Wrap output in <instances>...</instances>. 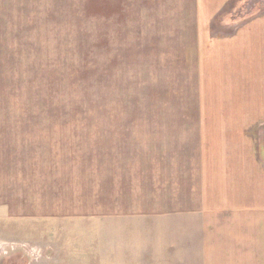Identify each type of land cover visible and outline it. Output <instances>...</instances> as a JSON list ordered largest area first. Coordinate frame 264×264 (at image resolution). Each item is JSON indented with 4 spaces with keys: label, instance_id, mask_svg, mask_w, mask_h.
Here are the masks:
<instances>
[{
    "label": "crops",
    "instance_id": "crops-1",
    "mask_svg": "<svg viewBox=\"0 0 264 264\" xmlns=\"http://www.w3.org/2000/svg\"><path fill=\"white\" fill-rule=\"evenodd\" d=\"M251 1L0 0V13H192L194 64L225 67L217 74L237 102L200 105L193 121L109 125L111 142L98 151L95 169L73 171L62 192L36 191L28 211L12 215L0 205V241L16 244L0 264H20L30 246L38 255L28 264L264 258V7L254 0L258 8L250 10ZM219 13H231L223 17L234 24L225 34L214 30ZM174 103L168 108L182 107Z\"/></svg>",
    "mask_w": 264,
    "mask_h": 264
},
{
    "label": "rangeland",
    "instance_id": "rangeland-1",
    "mask_svg": "<svg viewBox=\"0 0 264 264\" xmlns=\"http://www.w3.org/2000/svg\"><path fill=\"white\" fill-rule=\"evenodd\" d=\"M257 8L251 1L248 9ZM229 15L216 16V32L234 25L224 23ZM191 16L0 13V205L12 215L28 211L36 191L62 192L73 171L95 169L112 123L193 121L200 105H236L225 74H217L225 67L194 64ZM174 101L182 107L168 108ZM15 245L0 241V263ZM26 249L34 254H19L20 264L38 255Z\"/></svg>",
    "mask_w": 264,
    "mask_h": 264
}]
</instances>
